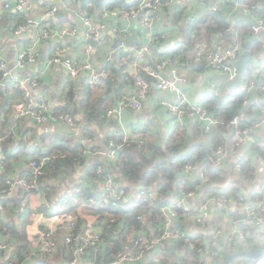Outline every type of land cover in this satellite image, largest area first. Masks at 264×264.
<instances>
[{
	"label": "crops",
	"instance_id": "0c3cea01",
	"mask_svg": "<svg viewBox=\"0 0 264 264\" xmlns=\"http://www.w3.org/2000/svg\"><path fill=\"white\" fill-rule=\"evenodd\" d=\"M6 1L8 0H0V52L6 66L12 72L18 73V76L28 78L29 81L34 78L39 79V85L30 86L31 98H35L39 94H45L56 111H62L64 107L72 110L78 108L75 111V117L78 115L79 119L75 127L71 126L72 130L64 132L58 128L62 123L48 121L42 125H38L29 116L17 115L13 108L15 102L24 99L23 91L11 82H0V137H2L3 141H7L9 149H14L19 143H22L21 141H24L22 135L26 132H29L31 135L27 144H34L36 147L41 146L44 150L46 149V145H50L52 142L58 146H65L71 149L77 141L82 140V142L93 148L87 154V161L89 163L95 162L97 155H99L100 164L104 163L105 165L103 166L105 167L103 168L109 171L107 164L112 160L104 155V151L108 147L106 141L108 134L115 136L121 134L124 138L126 132L130 135L138 133L145 137L147 145L148 142L161 145L174 130L179 129L169 119L168 110L162 105L163 99L174 100L175 97L164 93L157 86L151 88L148 98L144 103V108L141 111L124 109L120 115L116 114L115 116H108L106 111L104 115L105 119L102 123L98 122L95 117L91 118V120H85L83 117L84 106L79 108L78 105L82 104V101L86 102L88 100L92 104H95L100 99L105 98L110 103L109 107H111L117 98L132 90L133 76L130 70L134 71V69L130 68L129 55L135 57V54L127 52V50L122 54L115 52V46L119 39L118 31L115 27H118L121 31L127 29L126 49L134 45H142L152 34L151 29H149V26L144 21L146 10H141L132 16L125 15L123 10L129 6L128 0H125V6L123 0H98L96 3H89L93 9L92 13H89L90 8L81 9L80 0H73V2H70V0H44L43 5H39L37 0H27L28 6L24 9L17 8L15 4L7 7ZM248 1L251 2V9L253 8V11L250 13L232 8L230 5L223 3L222 0H185L182 6L171 5L159 12V17L154 25V33L156 32L157 38L152 49L153 55L156 58L169 55L174 57L180 70L185 72L188 77L185 89L190 100L194 103L207 105L206 99L208 95L213 93L223 100L231 97L230 93L234 89H229L226 83H213L211 78L206 76V69H214L209 66L204 54L208 49L217 46L238 43L235 41L238 40L240 35H245L242 43L239 42L245 50L246 41L260 37L261 34L255 35L252 33L253 23H246L242 20L235 21L240 12L250 15L255 19L257 17L264 19V0ZM52 5L57 6L58 13L56 12L57 14L55 13L53 16L45 15L46 10ZM215 6L217 8H214ZM59 8L62 9L60 13ZM210 10L223 12V15L230 23L228 31L233 36H227L226 33L216 31L206 23L207 13ZM61 13L63 14L61 15ZM85 13L92 16L98 28L99 39L96 47L88 40L89 37L86 35L85 27L81 21V15ZM29 17L34 18L36 26L31 27L20 35L16 34L14 32L16 26L19 23L25 22ZM55 26H71L76 28V33L73 35L56 36L41 41L38 45L39 56L37 61L24 68H18L16 66L17 53L32 44L36 29ZM130 37L134 38L131 45L127 43V39ZM100 39H102L101 42ZM252 44H256L254 48H252ZM88 46L90 47V51L88 57H86V48ZM249 48L252 51V59L247 65L246 73H250V81H246L244 78L243 82V89L247 91H249L251 84L254 83L253 85H255L264 79V36L259 40H252L249 43ZM54 54L69 56L80 62L88 58L93 66L100 71L106 62H113L115 67L118 68L116 74L109 73L115 82L113 84L114 89L111 91L107 90L106 83L101 86L90 83L88 81V71H82L76 79H71L63 66L50 62V57ZM143 63L147 64L146 59H143ZM201 65H205V69H202ZM138 70L146 76L147 72L143 69V65ZM69 81H73V84H75L74 88H76L75 95L72 97L69 96ZM120 82H123L124 86L122 89L117 90L116 86ZM258 93L252 92L253 99L251 104H260L264 108V101L260 102L264 100V96ZM256 107L259 106H254L252 112L245 116L254 122L261 120L263 125L259 129V142L264 145V112L261 111V108L258 111ZM197 126V124L191 125L188 130L196 127L197 129L192 131V133L197 134L195 137H198L199 141H208L211 137H218L216 130L214 132L211 130V133L203 135V129ZM217 126L213 128H217ZM190 146L184 148L181 152H186ZM246 152H250V149H241L237 154L229 153L221 165L223 169L222 175L228 178L236 177L240 171L237 164H240L242 157L247 154ZM172 156L169 154L168 158H172ZM24 157L28 156H21L16 161L9 177L14 179L20 176L29 177L30 167ZM86 169V164L68 169L65 172L66 175L61 176V182L58 183L57 190L51 192V195H53L51 202L45 200L38 189L29 192L21 191V189L14 191L12 197H17L21 203L26 200L27 203L24 211L17 210V214L15 215L16 224H18L17 228L23 225V217L20 214L25 213L28 206L32 210V215L30 222L26 224L24 230L26 234V238H24L25 246L21 245L22 241L14 239L12 236L1 235L2 238L8 241V247L0 250V264H32L34 260L43 259L44 257L48 258V261L52 264H68L72 251L68 246L66 250H63L64 245H66L63 236L58 250L53 255L38 252V232L45 226L44 223H46L45 219L47 218L41 207L44 203H47V206H59L60 194L58 193L65 192L69 187L75 186L80 181H87L91 184L95 183L97 189H102L103 184L95 179V177L87 175ZM261 170L264 171V167ZM182 174L185 179L186 174ZM189 177L196 180V172L194 171ZM188 180L192 183L190 179ZM131 192L128 191L127 194L130 195ZM197 200L198 197L191 201L195 203ZM240 205L243 206L240 207L238 205V207L230 209V212L223 209H213L211 213L212 221L207 231L209 235L213 236L217 229L221 228L224 230L219 238V247L226 257L225 260L221 259L213 264H227V257L231 252L259 250L263 247L264 226H257L259 227L257 229L251 224L252 229H248L246 227L248 226L246 224L247 221L243 219V214L246 215L245 204L240 203ZM91 206H93L91 202L82 204L77 215H75L76 218H79L83 229L104 231L101 215L94 212ZM258 210L264 214V210L260 207H258ZM236 211L240 217L233 215V212ZM188 229L194 231L195 228L189 227ZM231 231L234 232V235L231 234ZM241 234H245V237H242ZM169 244L170 246L175 245V248L171 247V251L175 253V256L173 255L174 259L177 261L182 260L185 264H192L184 248L177 246L175 243ZM18 250H20V258L22 256L20 260ZM162 252L163 250L161 254ZM263 257L264 255L261 256L260 260L255 259L254 263L262 264ZM95 259H98V256L91 258L89 255H81L78 258L77 264H92ZM151 261L152 263L154 262L148 256L144 258L143 262L135 264H151ZM237 261L234 259L236 264Z\"/></svg>",
	"mask_w": 264,
	"mask_h": 264
},
{
	"label": "built area",
	"instance_id": "2783aa9c",
	"mask_svg": "<svg viewBox=\"0 0 264 264\" xmlns=\"http://www.w3.org/2000/svg\"><path fill=\"white\" fill-rule=\"evenodd\" d=\"M185 0H128V5L123 13L128 16L136 15L141 10H146L144 18L145 24L151 29V36L142 45H134L129 49H126V35L127 29L121 31L118 27H115L118 31V43L115 46V52L123 53L133 52L135 57H130V73L133 76V88L127 94L116 99L115 103L108 108L107 115L115 116L120 115L122 110L131 109L133 111H141L144 108V103L148 98L150 90L153 86H157L161 91L166 94L175 97L174 100H162V105L165 106L169 113V119L179 129L189 128L191 125H199L204 131H210L214 126L225 123L228 127V133L230 142L226 145H219L213 153L214 165H222L224 159L229 153L237 154L241 149H250L252 142L257 141L256 136L259 135V129L262 127L261 120L254 122L252 125L239 128H234L240 123L241 118L236 115L231 121H225L220 115L219 109H211L204 104L194 103L190 100L187 91L185 89V83L188 77L185 72H182L175 62L173 56H164L162 58H156L153 55V45L156 40V32L154 25L155 21L159 17V12L163 8L176 5L182 6ZM73 2V0H70ZM223 3L230 5L232 8L239 9L245 13L252 12L250 2L248 0H222ZM39 5L44 4V0H37ZM9 7L12 4L19 9H24L28 6L27 0H8L5 2ZM214 8H217L215 6ZM57 6L52 5L46 10L45 15L53 16L57 12ZM81 21L85 27L86 35L90 39H99V32L96 23L92 16L85 13L81 15ZM257 23L252 25V33L255 35L261 34L264 31V19L261 17L256 18ZM36 23L33 17L27 18L25 22H22L14 29L15 33L20 35L27 31L31 27H35ZM36 29V28H35ZM76 33V28L71 26H55V27H42L36 29L34 41L28 47L21 49L17 53L16 66L18 68H24L27 65L37 61L39 56L38 45L45 39H51L56 36L73 35ZM102 39H100V42ZM90 47L86 48V57H88ZM244 47L241 43H228L226 45L217 46L215 48L208 49L205 52V57L209 66L220 72H225L232 78L235 75V61L243 53ZM143 59H146L147 64L143 63ZM50 62L63 66L71 79H76L82 71H88V81L95 85L104 84V71L96 69L92 62L87 58L83 62L77 61L69 56L52 55ZM143 65V69L152 76L148 79L144 76L138 68ZM0 70L3 72V82H11L16 84L19 89L23 91L24 99L13 104V108L16 114L19 116H29L32 120L42 125L48 121L55 123L67 124L72 127L77 125L76 117L71 111L62 110L56 111L48 97L45 94H39L35 98H31L30 86H37L40 84L38 78H34L29 81L28 78L20 77L18 74L12 72L5 63V60L0 52ZM2 82V83H3ZM254 84V83H253ZM249 86L248 92H259L264 96V79L261 82H257L255 85ZM258 108V109H257ZM264 112V108L259 106L256 109ZM142 134H128L125 133L124 142L127 140H133L138 143L139 146H143L146 143V139ZM256 135V136H255ZM31 138L29 132L22 135V139L27 142ZM2 137H0V142ZM38 142V141H35ZM123 143L116 142L113 139L108 141V147L104 151V155L111 160L117 157L119 150L123 147ZM248 156L250 152H246ZM52 157L51 155H43L40 158L27 157L26 161L30 167L32 177L20 176L16 179L7 177L6 186L0 187V195L4 197H12L15 190L21 189V191L29 192L33 189L39 190L38 177L43 172L44 165ZM3 153L0 151V167L2 165ZM258 161L262 168L264 167V158L258 157ZM238 168H241L240 164H237ZM197 174L196 180L190 178L189 175ZM183 173L186 177L194 183L193 188L189 190H181L175 192L166 198L160 194L156 188L152 186L139 185L135 187L131 194L128 195L123 187L122 179L114 176L111 172L106 171L103 166L99 164L97 168V179L103 184L104 196L103 201L107 205L122 206L124 201H130L132 205L139 206L144 202H153L161 200L164 202L162 210L164 212V218L161 226L156 231L154 228L149 230L143 229L136 231L132 237V244H125L123 249L114 255L106 259H101L100 262L95 259L92 264H135L140 263L144 258L150 256L155 264L161 262V251L165 243H175L181 238L189 239L192 237L189 229H181L176 224L178 220L183 219L186 223L192 221L195 226L201 229L208 230L211 223V213L214 208H221L223 210H229L235 207H242L238 199L232 196H204L199 204L192 202V199L201 197L202 188L210 177L205 174L203 168L196 163L193 159L184 163ZM81 182H78L75 186L69 187L66 193L70 196L78 193L81 190ZM258 193H264V180L261 187L257 189ZM1 196V197H2ZM239 200L245 201V196L239 195ZM19 209L24 211L26 208V200L19 202ZM245 204L246 217L244 220H250L255 224L264 226V214L260 210L252 209L249 201L241 203ZM258 207L264 210L263 202L258 199L255 203ZM5 205L0 202V212L5 211ZM180 210V211H179ZM113 220V219H112ZM45 226L38 232V252L53 255L57 250L60 241L62 242V236L65 244L72 251V256L68 260V264H77L78 258L81 255H89L88 247H92L94 256L101 254L104 248V231L85 229L81 232H75L77 224L76 216L73 213H54L45 219ZM221 228L216 230L215 235L205 239L202 243L203 246H199L197 251L199 252V259L197 264H213L221 259L225 260V255L222 249L219 247V238L222 235ZM234 235V232L231 231ZM0 234V250H4L8 247V241L1 237ZM245 234H241L242 237ZM264 247V243H263ZM32 256V255H31ZM12 264V263H10Z\"/></svg>",
	"mask_w": 264,
	"mask_h": 264
},
{
	"label": "trees",
	"instance_id": "16d2710c",
	"mask_svg": "<svg viewBox=\"0 0 264 264\" xmlns=\"http://www.w3.org/2000/svg\"><path fill=\"white\" fill-rule=\"evenodd\" d=\"M97 1L98 0H80L81 9L90 8L91 10L88 11L89 13H92L93 9L89 3L92 4ZM123 2L125 6V0H123ZM206 23L216 31L226 33L227 36H233V34L228 31L230 23L223 15L222 11L210 10L207 13ZM244 39L245 35H240L235 42L242 43ZM255 45L252 44V48H254ZM102 70L105 72L104 83L107 84V90L111 91L114 89L113 84L115 82L109 73L112 72V74H116L118 68L115 67L113 62L108 61L104 67H102ZM145 75L148 79L152 78L148 73ZM3 80V72L0 70V82L2 83ZM245 80L250 81L249 72L245 74ZM69 83V96L72 97L75 95L76 88H74L75 84H73V81H69ZM258 94L262 95L261 93ZM230 95L231 97L229 99L223 100L213 93L208 95L206 99L207 105H204L211 109H219V116L225 121H231L236 115H238L241 118V121L234 128H243L252 125L254 121H251V119L245 115L251 113L254 106L262 105L251 104L253 94L243 88L232 90ZM263 101L264 100H261L260 102ZM78 105L79 108L84 106L83 117L85 120H91V118L95 117L98 122L102 123L105 119L104 115L106 114L110 103L104 98L100 99L95 104H92L88 100L86 102L82 101V104ZM63 110H69L75 116V111H77L78 108L72 110L68 107H64ZM76 118V120L79 121L78 115ZM197 127L200 126L198 125ZM196 129L197 128L194 127L192 130H188V128L174 130L165 139L163 144L156 145L148 142V145L146 143L144 147L139 146L138 143L133 140H127L124 142L121 134L118 136L108 134L106 137L107 144L110 139L119 143L124 142L117 157L107 164L108 170L114 176L122 179L123 187H125L126 191H132L139 185L152 186L153 188H156L160 194L168 198V196L175 192L193 188L192 183L187 177L184 179V175L182 174L184 163L193 159L203 168L205 174L210 177L209 182H207L202 188L201 197L198 198L195 204H199L204 196L212 195L219 197L227 195L238 199L239 203L247 202L249 204V201H251L252 204L250 207L258 210V206L255 205L257 202L256 199L259 198L262 202L264 200V193L257 192V189L261 187L262 181L264 180V171L261 170L262 166L258 161V157L264 158V145L259 142L260 136L255 135L257 141L252 142L250 145L251 155H244L242 157L241 168L238 175L233 178H228L222 175V166L214 165L213 163L214 150L219 145H226L230 142L228 127L223 123L219 124L217 128H213L212 132L216 130L218 132V137H211L208 141H199L200 139L195 137L197 134L192 133V131ZM208 133H211V130L204 131L202 134L206 135ZM21 142L22 143H19L14 149H9V144H7L6 140L0 142V151L3 153L2 165L0 167V187L6 186L7 177H9L11 170L14 168V164L21 156L26 155L33 158H40L43 155L52 154V157L44 165L43 172L38 177L39 191L42 193L43 198L48 202L53 200L51 192L57 190V185L61 182V176H65V172L68 169L86 164L87 175L98 177L97 168L100 163L97 164L93 161L89 163L87 161V154L90 150H93V148L82 142V140L77 141L71 149L65 146H58L52 142L50 145H46L45 150L42 149L41 146L36 147L34 144L30 145L25 141ZM188 146L190 147L187 148L188 150L186 149V152H181ZM169 154L173 155L172 158H168ZM100 165L103 166L105 164L101 163ZM29 173V177H32L31 172ZM58 194H60L59 206H47V203L42 205L41 208L45 215L49 216L58 212L73 213L74 215H77L81 205L86 202H91L93 205L91 206L93 211L101 215V222L104 228V248L101 254H97V261L99 262L101 259L109 258L115 253L121 251L125 244H132L131 240L136 231L143 229L149 230L150 228H154L157 231L164 218V212L162 210L164 202L161 200L144 202L139 206L132 205L130 201H124L122 206L107 205L103 201L104 189H97L95 183L91 184L87 181H82L81 190L72 196L68 195L66 191L59 192ZM240 194L245 196V201L239 200ZM1 196L2 195H0V202L6 207L5 211H3L5 213L0 212V234L12 236L14 239L16 238L19 241H22L21 245L25 246L24 238H26V234L24 230L26 224L31 220L32 210L28 208V206L25 213L20 214L23 217V225H20L17 228L18 224H16L15 215L17 214L20 203L17 197ZM220 209L221 208H214V210ZM230 211L231 210L229 209L228 212ZM233 215L239 216L237 211L233 212ZM76 221L75 232L85 230L83 229L79 218H76ZM178 221L179 224L177 226L181 229H188L189 227L195 228L194 231L191 232L192 237L189 239L181 238L176 241L175 244L184 248L188 255V259H191L192 264H197L200 257L197 248L200 245L203 246L202 243L204 240L208 239L211 235H209L208 231L205 229L196 227L195 223L192 221L186 223L184 217ZM246 224H248V226L245 225L248 229H252L251 224ZM254 226L258 229L259 227L257 226L261 225L254 224ZM66 249L67 245H64L63 250ZM162 250L160 264H185L182 260L177 261L174 259L175 253L174 251H171L169 243H165ZM18 252L20 260L22 256L20 258V250H18ZM88 252L91 258L94 257L92 247H88ZM254 260L255 259L253 258H246L245 260L240 259L237 261V264H255ZM263 260L264 257L262 259V264H264ZM32 264L52 263L48 261V258L44 257L43 259L34 260ZM151 264H154V262L152 263L151 261Z\"/></svg>",
	"mask_w": 264,
	"mask_h": 264
},
{
	"label": "water",
	"instance_id": "95a60500",
	"mask_svg": "<svg viewBox=\"0 0 264 264\" xmlns=\"http://www.w3.org/2000/svg\"><path fill=\"white\" fill-rule=\"evenodd\" d=\"M60 12H62L61 8H59V13ZM62 14L63 13H61V15ZM238 20H242L246 23H249V22L253 23V24L257 23L255 18H253L250 15H246L243 12H240L239 16L236 18L235 21H238ZM263 36H264V31L261 32V35L259 38H255V39L259 40ZM255 39L253 38L252 40H255ZM88 40L92 43L93 46H95V47L97 46L98 39H90L89 38ZM252 40L250 39V40L245 42V47H246L245 50L239 56V58L235 61L234 65H235L236 70H235V75L232 78H230L229 75L225 72H220V71H216V70H209V69H206V76L211 78L213 83H226V85L229 87V89H235V88H239V87L243 88V82H244V78H245L244 75H245L246 70H247V65L252 59V51L249 48V43H251ZM132 41H134L133 37H130L127 39V43L129 45L132 44L131 43ZM205 67H206L205 65H201L202 69H205ZM15 74H18V73H15ZM123 86H124V83L120 82L119 85L116 86V89L120 90L123 88ZM253 119H255V117H253ZM58 128L60 129V131H63V132L68 131V130H72L71 126L64 125V124L59 125ZM98 156L99 155H97V158L95 159V162L97 164L100 163V159H98ZM33 190H36V189H33ZM245 217H246V215L243 214V219H245ZM245 221H247L246 223H250L252 225L255 224L250 220H245ZM176 224H179V221H177ZM171 247L175 248V245H172ZM263 255H264V248H261L259 250H250V251H247V250L234 251L228 255L227 264H236L234 262V259L237 257H240V256L260 260L261 256H263Z\"/></svg>",
	"mask_w": 264,
	"mask_h": 264
},
{
	"label": "rangeland",
	"instance_id": "374dc122",
	"mask_svg": "<svg viewBox=\"0 0 264 264\" xmlns=\"http://www.w3.org/2000/svg\"><path fill=\"white\" fill-rule=\"evenodd\" d=\"M187 65L189 66V64H188V62H187ZM249 236H250V233H249ZM238 258H242L243 260H245L246 258H243L242 256H240V257H238ZM238 258H235V260L237 261L238 260Z\"/></svg>",
	"mask_w": 264,
	"mask_h": 264
},
{
	"label": "clouds",
	"instance_id": "9594fccd",
	"mask_svg": "<svg viewBox=\"0 0 264 264\" xmlns=\"http://www.w3.org/2000/svg\"><path fill=\"white\" fill-rule=\"evenodd\" d=\"M262 248H264V247H262Z\"/></svg>",
	"mask_w": 264,
	"mask_h": 264
}]
</instances>
